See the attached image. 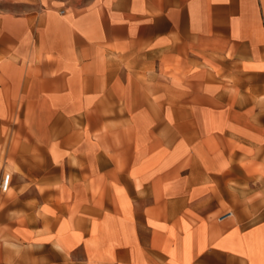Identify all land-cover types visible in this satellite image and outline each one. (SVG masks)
Returning <instances> with one entry per match:
<instances>
[{
  "label": "crops",
  "instance_id": "1",
  "mask_svg": "<svg viewBox=\"0 0 264 264\" xmlns=\"http://www.w3.org/2000/svg\"><path fill=\"white\" fill-rule=\"evenodd\" d=\"M4 175L0 264H264V0H0Z\"/></svg>",
  "mask_w": 264,
  "mask_h": 264
},
{
  "label": "built area",
  "instance_id": "2",
  "mask_svg": "<svg viewBox=\"0 0 264 264\" xmlns=\"http://www.w3.org/2000/svg\"><path fill=\"white\" fill-rule=\"evenodd\" d=\"M8 184H9V175H4L2 178L1 184H0L1 190L6 191L8 188ZM230 215H231L230 213H227V214L223 215L221 218L223 219V218L228 217Z\"/></svg>",
  "mask_w": 264,
  "mask_h": 264
}]
</instances>
